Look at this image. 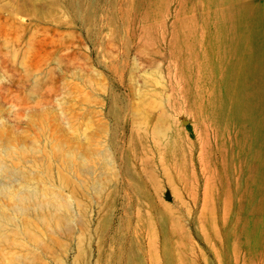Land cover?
Here are the masks:
<instances>
[{
	"label": "rangeland",
	"instance_id": "1",
	"mask_svg": "<svg viewBox=\"0 0 264 264\" xmlns=\"http://www.w3.org/2000/svg\"><path fill=\"white\" fill-rule=\"evenodd\" d=\"M0 218V264H264V0H0Z\"/></svg>",
	"mask_w": 264,
	"mask_h": 264
},
{
	"label": "bare ground",
	"instance_id": "2",
	"mask_svg": "<svg viewBox=\"0 0 264 264\" xmlns=\"http://www.w3.org/2000/svg\"><path fill=\"white\" fill-rule=\"evenodd\" d=\"M242 119H241V121H243L244 122V124H245V121H248V116H242L241 117ZM249 121H251V119H250V117H249ZM168 127V126H167ZM168 129H170V127H168ZM168 129L166 128V127H157L156 128V131H155V133L162 139V142L164 143H167L168 142ZM171 131V130H170ZM55 150H56V148H55ZM52 154H53V151H52ZM50 157V156H49ZM46 162V161H45ZM66 163V162H65ZM37 166H38V164H37ZM40 172L43 174V172L40 170ZM45 176V175H44ZM22 179V178H21ZM20 179V180H21ZM63 182V181H62ZM28 183V182H27ZM21 186V185H20ZM9 187V186H8ZM7 187V188H8ZM22 188H24L23 187V185L21 186ZM94 187V186H93ZM99 187V186H98ZM11 189V186H10V188H9V190ZM99 189H100V187H99ZM6 190V189H5ZM8 190V189H7ZM13 190V189H12ZM32 190H35V189H32ZM52 190V189H51ZM11 191V190H10ZM31 191V190H30ZM23 192V191H22ZM37 192V191H36ZM12 193H15V192H12ZM18 192H16V194H17ZM21 193V192H20ZM33 193V192H32ZM28 194V193H27ZM30 194V193H29ZM3 195H5V194H3ZM34 195V194H33ZM6 196V195H5ZM18 196V195H17ZM21 197V196H20ZM19 197V199H20V201H21V203H23V201L25 200V198H20ZM51 197H52V195H51ZM9 198V197H8ZM11 198V197H10ZM61 198V197H60ZM100 198V197H99ZM16 199V198H15ZM54 199V198H53ZM11 200H12V198H11ZM10 201V200H9ZM19 201V200H18ZM10 202H12V201H10ZM56 202V201H55ZM64 203H66V202H64ZM63 203V204H64ZM60 204V203H59ZM17 205V204H16ZM15 204L13 205L14 207L16 206ZM34 205V204H33ZM36 205V204H35ZM62 205V204H61ZM6 206V208H7V205H5ZM64 206V205H63ZM66 206V205H65ZM2 207V206H1ZM20 208H18V211H19V209H20V212H22V214H23V208L21 207V206H19ZM27 207V206H26ZM30 207V206H29ZM61 207V206H60ZM3 208V207H2ZM33 208H35V206H33ZM32 208V209H33ZM65 208V207H64ZM5 209V208H4ZM9 210H10V208H8ZM14 209H16V207L14 208ZM13 210V209H12ZM35 210V209H34ZM17 211V212H18ZM13 212H14V210H13ZM53 216H54V214H53ZM4 217H6L5 215H4ZM14 218H15V216H14ZM41 218V217H40ZM46 218V217H45ZM45 218H41L40 220H42V221H44V220H47V218L45 219ZM51 218V217H50ZM60 218V217H59ZM12 219V218H11ZM11 219H9V220H7V219H2V218H0V246L3 244V243H6V245H7V242L9 241V238H8V234L9 233H14L15 234V231L17 232V231H19V229H18V227L15 225H12L11 226V224L13 223L12 222V220ZM65 219V218H64ZM51 220V219H50ZM65 221V220H64ZM20 222H21V220H20ZM51 222H52V220H51ZM48 223V222H47ZM16 224H17V221H16ZM24 225V224H23ZM10 226V229L12 230V229H16V230H10V231H7V229H8V227ZM58 226V225H57ZM25 227V226H24ZM68 226H66L65 225V228H67ZM80 227V226H79ZM26 228H28V230H27V232H29V233H32L31 231H30V227L28 226L27 227V225H26ZM57 228H59V227H57ZM25 229V228H24ZM23 230V229H22ZM25 230V231H26ZM36 230V229H35ZM51 230V229H50ZM67 231H66V233L67 234H71V230L70 229H66ZM51 232V231H50ZM24 234H25V232H23ZM51 234V233H50ZM27 235V234H26ZM32 235V234H31ZM26 237V236H25ZM80 237V236H79ZM24 238V237H23ZM27 238V237H26ZM13 240V239H12ZM80 242V241H79ZM54 243L55 244H60V241H58V240H55L54 241ZM12 245V244H11ZM36 245V244H35ZM33 247V246H32ZM39 247H37V249H38ZM63 248V247H62ZM64 248H65V246H64ZM30 249V248H29ZM77 249V248H76ZM28 250V249H27ZM40 250V249H39ZM78 251V250H77ZM51 258H53V256H51ZM24 262H26V258L24 259ZM37 258H35V257H32V259H31V261L29 262L30 264H37Z\"/></svg>",
	"mask_w": 264,
	"mask_h": 264
}]
</instances>
